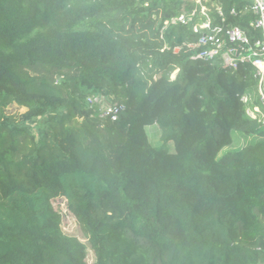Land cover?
Segmentation results:
<instances>
[{
    "label": "trees",
    "instance_id": "1",
    "mask_svg": "<svg viewBox=\"0 0 264 264\" xmlns=\"http://www.w3.org/2000/svg\"><path fill=\"white\" fill-rule=\"evenodd\" d=\"M206 3L261 36L250 0ZM197 7L0 0V264H264V124L243 99L258 78L198 56L176 21ZM236 132L259 140L224 151ZM58 199L87 243L64 232Z\"/></svg>",
    "mask_w": 264,
    "mask_h": 264
},
{
    "label": "built area",
    "instance_id": "2",
    "mask_svg": "<svg viewBox=\"0 0 264 264\" xmlns=\"http://www.w3.org/2000/svg\"><path fill=\"white\" fill-rule=\"evenodd\" d=\"M208 1L197 0L198 7L192 14H182L176 21L192 24L197 39L190 46H205L199 57L211 59L221 56L226 65L237 67L239 62H248L255 67V76L258 78L256 97L245 95L243 99L249 104L246 113L264 124V0H250V8L256 15L253 24L261 32V36L255 39L238 25H226L220 7L218 9L222 17L216 22L211 7L206 3ZM232 13H236L235 8ZM88 101L100 105L102 116L112 120H117L123 109V106L114 104L103 94H90Z\"/></svg>",
    "mask_w": 264,
    "mask_h": 264
},
{
    "label": "rangeland",
    "instance_id": "3",
    "mask_svg": "<svg viewBox=\"0 0 264 264\" xmlns=\"http://www.w3.org/2000/svg\"><path fill=\"white\" fill-rule=\"evenodd\" d=\"M253 98L256 97L255 92L251 94ZM7 111L11 115L20 114L25 111V108H18L17 105H11L8 107ZM147 131L149 134L150 141L154 145H158L161 143L160 135H161V128L158 124H150L147 127ZM259 140V137L257 136H245L240 132H236L234 134V142L232 145L226 147L225 150H236L240 149L248 144L255 143ZM173 146V144H172ZM56 204L62 213L63 221H62V227L66 234L76 236L82 241L87 243L86 238L83 235V231L80 227V224L78 223L77 218L72 214L67 206L65 199H58L56 201ZM88 260L89 262L95 261V254L91 248H88Z\"/></svg>",
    "mask_w": 264,
    "mask_h": 264
}]
</instances>
